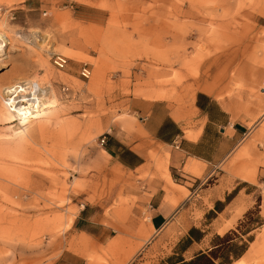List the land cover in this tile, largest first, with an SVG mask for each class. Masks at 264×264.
Listing matches in <instances>:
<instances>
[{
	"label": "rangeland",
	"instance_id": "374dc122",
	"mask_svg": "<svg viewBox=\"0 0 264 264\" xmlns=\"http://www.w3.org/2000/svg\"><path fill=\"white\" fill-rule=\"evenodd\" d=\"M23 6V0H0V36L8 41L0 52V264H54L62 250L64 258L78 254L81 264H166L188 237L192 246L181 253L186 260L225 233L244 250L233 264H264V109H258L262 131L203 175L156 236L147 235L145 206L155 182L167 179L158 165L167 157L169 173L172 148L148 143L144 168L126 172L100 144L102 135L131 132L118 121L133 117L137 123L131 104L141 99L162 101L174 116L194 111L198 90H215L220 100H238L236 114L247 113L243 104L260 89L264 94V73L251 82L264 71V0H41L33 11ZM226 53L231 63L223 77ZM53 56L64 57L66 67H54ZM83 68L88 79L80 75ZM15 79L24 84L21 92H49L50 99L40 98L43 111L25 121L4 100V87ZM80 211L111 227L115 243L94 245L75 232ZM247 211L259 217L245 218ZM136 233L148 241L131 247L125 236Z\"/></svg>",
	"mask_w": 264,
	"mask_h": 264
},
{
	"label": "crops",
	"instance_id": "0c3cea01",
	"mask_svg": "<svg viewBox=\"0 0 264 264\" xmlns=\"http://www.w3.org/2000/svg\"><path fill=\"white\" fill-rule=\"evenodd\" d=\"M39 2L41 0H23V7L26 11H33ZM230 63L231 54H224L220 61V64H225L221 67L223 77L229 71ZM207 67L206 77L211 78L215 64L210 63ZM259 73L264 71L256 72L252 76V83L259 82ZM261 90L254 100L243 104L248 112L242 115L234 111L238 103L236 98L220 100L216 98L215 90L210 93L198 90L193 100L194 111L176 112L174 116L160 100L141 99L132 102L131 112L137 118V123L133 117L119 119V124L131 132L109 134L103 150L116 167L127 172L144 168L148 143L172 148L169 173L166 169L167 157L158 165L167 179L155 182L145 206L148 236L158 235L180 213V206L190 198L195 183L203 175L228 162L252 133L262 129L263 119H260L258 112V109H264V94H261ZM160 92V97L164 98L165 92ZM245 99L246 96L243 97V103ZM192 114L194 116H189ZM170 170L177 174L179 182L173 179ZM72 229L94 245L107 246L115 237L109 233L113 231L112 228L100 222L91 211H80L73 221ZM125 237L131 247L137 246L139 241H148L139 237L138 233ZM113 243L115 241L110 246ZM191 246L192 243L189 247ZM208 251L209 249L198 248L195 253L207 254ZM62 253L63 250L54 264H81L78 254L70 252L64 258ZM61 260L65 262H59Z\"/></svg>",
	"mask_w": 264,
	"mask_h": 264
},
{
	"label": "trees",
	"instance_id": "16d2710c",
	"mask_svg": "<svg viewBox=\"0 0 264 264\" xmlns=\"http://www.w3.org/2000/svg\"><path fill=\"white\" fill-rule=\"evenodd\" d=\"M253 213V211H247L244 214V217L254 221V219H257L259 216H256V218L253 219ZM192 232L193 229L190 230V233ZM231 233L237 236L234 231H231ZM215 238L217 242L213 245L212 248L209 249L207 254L194 253L189 260H186L185 258H183L181 253L185 252L192 243L191 238L188 237L186 239L185 245L181 248V253H177L175 255V260L172 259V256L168 257L166 264H231L233 259L238 258L234 262L241 260L240 256L242 255L244 250L239 251L236 243L229 242L232 239V237H230V234L225 233L223 236L216 235ZM249 240L251 241V239ZM218 242H222V244H219ZM217 260L220 261L216 262Z\"/></svg>",
	"mask_w": 264,
	"mask_h": 264
},
{
	"label": "bare ground",
	"instance_id": "6f19581e",
	"mask_svg": "<svg viewBox=\"0 0 264 264\" xmlns=\"http://www.w3.org/2000/svg\"><path fill=\"white\" fill-rule=\"evenodd\" d=\"M7 43V38L0 36V52L5 50L4 46H6ZM16 80L18 81V79H15L14 81ZM16 82L12 84L10 83V85L8 84L4 87V91L6 92L4 100L6 105L10 107V111L13 113V116L18 120L25 121L43 111V109H41L43 108V105L40 102V98L45 97V100H47L49 98V92H41L36 87L25 92H21V88L24 84L19 81L17 83Z\"/></svg>",
	"mask_w": 264,
	"mask_h": 264
},
{
	"label": "built area",
	"instance_id": "2783aa9c",
	"mask_svg": "<svg viewBox=\"0 0 264 264\" xmlns=\"http://www.w3.org/2000/svg\"><path fill=\"white\" fill-rule=\"evenodd\" d=\"M53 65L54 67H56L58 70H62L66 67L67 65V60L64 58V57H61V56H53ZM80 75L84 78V79H88L89 77V71L86 69V68H83L81 70V73ZM263 85H264V80L262 81ZM63 91H66L67 90V87H64L62 88ZM106 141V136L105 135H102L101 138H100V144L101 145H104Z\"/></svg>",
	"mask_w": 264,
	"mask_h": 264
}]
</instances>
